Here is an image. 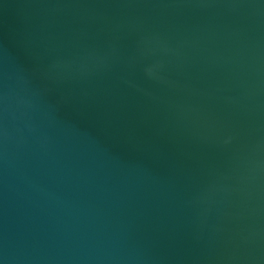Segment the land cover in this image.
Wrapping results in <instances>:
<instances>
[{"label": "water", "instance_id": "water-1", "mask_svg": "<svg viewBox=\"0 0 264 264\" xmlns=\"http://www.w3.org/2000/svg\"><path fill=\"white\" fill-rule=\"evenodd\" d=\"M0 264H264V0H0Z\"/></svg>", "mask_w": 264, "mask_h": 264}]
</instances>
